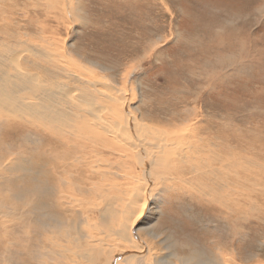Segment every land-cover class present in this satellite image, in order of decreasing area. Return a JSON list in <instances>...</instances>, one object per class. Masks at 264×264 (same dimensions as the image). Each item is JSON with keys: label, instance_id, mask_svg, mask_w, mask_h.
<instances>
[{"label": "rangeland", "instance_id": "374dc122", "mask_svg": "<svg viewBox=\"0 0 264 264\" xmlns=\"http://www.w3.org/2000/svg\"><path fill=\"white\" fill-rule=\"evenodd\" d=\"M68 6L69 17L64 14ZM0 43L33 50L27 53L34 74L39 65L51 67L48 73L54 77L73 67L69 73L78 83L91 78L100 87L114 88L156 134L155 145L162 140L173 148L176 139L182 140L186 158L175 157L170 168L158 172L173 180L155 183L173 190L154 189L157 197L142 222L147 230L156 228L150 233H163V245L146 235L157 242L154 253L171 257L173 264L190 259L198 264L208 257L199 244L191 246V238L206 247L212 240H234L236 250L215 249L216 264H228L237 254L246 262L264 264V0H0ZM63 46L69 57H62ZM40 47L55 53L52 65L40 60ZM22 59L20 65L27 66ZM18 130L29 133L25 123ZM197 137L217 144L223 158L216 163L234 191L227 187L220 193L219 179L193 170L194 156L186 147L196 144ZM1 138L13 147L0 145V161L7 165L0 172V191L16 194L0 207V245L21 253L19 264H57L50 241L45 252L41 249L43 224L33 199L35 179L42 178L44 169L51 175L52 165L43 167L40 145L20 136ZM116 155V162L123 159ZM204 184L213 190L211 201L203 195ZM223 202L229 203L227 210L242 211L237 224L227 215L235 228L241 224L235 232L218 227L224 213L220 210L215 228L208 226L205 206ZM28 228L36 235L28 238ZM179 232L185 234L183 241ZM18 237L30 239L28 248H22ZM0 264H7L3 250Z\"/></svg>", "mask_w": 264, "mask_h": 264}, {"label": "bare ground", "instance_id": "6f19581e", "mask_svg": "<svg viewBox=\"0 0 264 264\" xmlns=\"http://www.w3.org/2000/svg\"><path fill=\"white\" fill-rule=\"evenodd\" d=\"M68 7L65 15L71 10ZM77 11L78 8L73 10L76 16ZM64 46L62 57L66 58L70 51L67 49L66 54ZM29 51L33 50L0 43V145L13 147L1 136H20L30 145L43 147L42 156L46 159L43 167L52 165L51 175L44 169L42 178L35 179L37 189L33 191L36 193L35 205L39 208L37 218L43 224L39 236L43 237L42 251L45 252L50 241L51 254L57 264H173L171 257L161 258L154 253L152 246L157 242L146 238L147 235L154 240L160 239L158 243L163 245L160 238L163 233H150L156 228L149 226L147 230L142 222L151 213L152 198L157 197L154 189H158V193L163 189L173 190V187L155 183L173 180L170 174L158 172L160 168H170L175 157L186 158L182 140L176 139L173 148L162 140L155 145L156 134L139 119L135 110L133 112L128 104H124V97H118L114 88L100 87L99 82L91 78L84 84L78 83L76 76L69 73L74 71L73 67L54 77L48 73L51 67L39 65L34 67L38 71L34 74L28 69ZM36 51L44 64H53L55 53L41 47ZM22 58L28 63L25 67L20 65ZM22 123L28 126L29 133H19L18 126ZM186 148L193 153L195 172L219 179L222 182L220 193L227 192L228 188L234 191L216 163L223 158L216 143L209 138L197 137L196 144ZM117 153L123 158L118 162ZM3 169H7V165L0 161V172ZM3 178L0 175V180ZM201 190L211 201L213 190L206 184ZM15 194V191H0V207ZM189 196L193 197L194 193L189 192ZM205 207L210 218L208 226L215 228L214 216L220 210L224 213L219 228L231 232L241 228V224L235 228L227 217L231 216L237 224L240 220L237 214L242 213L239 207L227 210L229 203L226 202L222 206ZM165 221L171 220L165 218ZM28 229L31 231L28 238L31 234L36 235ZM44 231L57 234L61 238L59 243V238L50 239ZM178 235L183 241L184 232ZM18 239L23 249L28 248L30 239ZM190 244L205 248L208 260L198 264H216L215 249L223 246L237 249L234 240L227 243L212 240L206 247L191 238ZM0 250L5 252L7 264H19L21 253L17 250H6L4 245H0ZM41 263L45 264L44 261ZM193 263L190 259L181 264ZM228 264L260 263L246 262L243 255L237 254Z\"/></svg>", "mask_w": 264, "mask_h": 264}]
</instances>
